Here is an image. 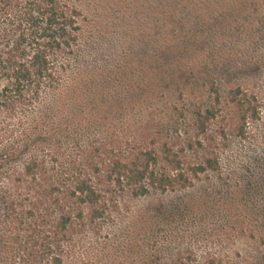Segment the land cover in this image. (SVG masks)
<instances>
[{
  "label": "rangeland",
  "instance_id": "obj_1",
  "mask_svg": "<svg viewBox=\"0 0 264 264\" xmlns=\"http://www.w3.org/2000/svg\"><path fill=\"white\" fill-rule=\"evenodd\" d=\"M70 1L82 13L77 64L88 82L87 111L105 119L73 136L50 167L97 183L109 137L147 133L158 121L171 132L176 121L180 138L195 142L212 84L220 107L210 128L219 139L185 153V168L217 158L189 187L118 192L111 218L74 234L61 264H264V0H180L171 26L167 0ZM244 95L258 114L243 123L236 103ZM97 97L114 101L106 113L129 125H110L92 105Z\"/></svg>",
  "mask_w": 264,
  "mask_h": 264
},
{
  "label": "trees",
  "instance_id": "obj_2",
  "mask_svg": "<svg viewBox=\"0 0 264 264\" xmlns=\"http://www.w3.org/2000/svg\"><path fill=\"white\" fill-rule=\"evenodd\" d=\"M166 2L171 26L180 0ZM81 17L70 0H0V264H61L74 234L111 218L118 192L140 197L186 188L217 166V158L183 165L185 153L217 145L219 137L210 128L220 107L215 84L210 89L214 100L195 119V142L180 138L176 121L172 132L158 121L147 133L109 137L100 152L97 183L49 166L73 136L80 140L81 130L105 119L87 111L88 82L77 64L85 42ZM97 78L92 74L94 91ZM99 98L92 105L110 125H129V119L106 113L116 109L114 101ZM236 105L243 123L247 114H258L246 95ZM177 264L217 262L184 259Z\"/></svg>",
  "mask_w": 264,
  "mask_h": 264
}]
</instances>
